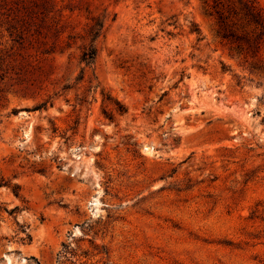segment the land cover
I'll list each match as a JSON object with an SVG mask.
<instances>
[{
	"label": "rangeland",
	"instance_id": "obj_1",
	"mask_svg": "<svg viewBox=\"0 0 264 264\" xmlns=\"http://www.w3.org/2000/svg\"><path fill=\"white\" fill-rule=\"evenodd\" d=\"M215 4L0 0V264H264V35Z\"/></svg>",
	"mask_w": 264,
	"mask_h": 264
},
{
	"label": "trees",
	"instance_id": "obj_2",
	"mask_svg": "<svg viewBox=\"0 0 264 264\" xmlns=\"http://www.w3.org/2000/svg\"><path fill=\"white\" fill-rule=\"evenodd\" d=\"M215 12L217 15V19L220 25V31L223 35V37L228 38L234 42H242L245 41L248 44V47H250L252 50L255 49L257 40L261 39L264 35V23L262 22L260 15L255 14L253 11H251L250 7L243 3L242 0H238L241 7L240 9L244 11V18L246 19L247 23L249 25L256 24V27H258V32H256V35L254 37V40L251 41L247 37V35H239L232 27L230 20L232 15H239V11L236 7H234L233 3L229 1L227 4V7L225 6V3H223L222 0H215ZM104 27H105V21L103 18L96 16L92 17V24L89 26V29L87 31V38L89 39V43L84 45L82 48V54H81V62L85 63L87 66L91 65L95 62L97 55H98V45L97 41L98 39L103 35L104 33ZM197 33L200 34V31L197 29ZM120 113L125 112V108L121 107L118 109ZM107 118H109L111 121H113V115L108 114ZM6 185L8 187H11L13 192L16 195H19L20 187L19 185H12L10 181H4V179L0 180V186ZM18 207L13 208L10 213L18 211Z\"/></svg>",
	"mask_w": 264,
	"mask_h": 264
}]
</instances>
